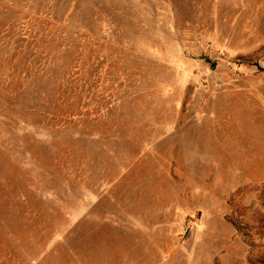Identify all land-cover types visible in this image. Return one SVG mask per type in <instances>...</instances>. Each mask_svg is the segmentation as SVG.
Wrapping results in <instances>:
<instances>
[{
	"label": "rangeland",
	"instance_id": "1",
	"mask_svg": "<svg viewBox=\"0 0 264 264\" xmlns=\"http://www.w3.org/2000/svg\"><path fill=\"white\" fill-rule=\"evenodd\" d=\"M0 264H264V0H0Z\"/></svg>",
	"mask_w": 264,
	"mask_h": 264
}]
</instances>
